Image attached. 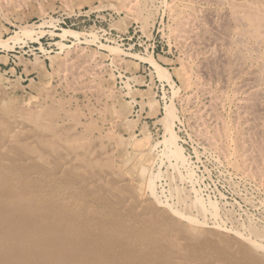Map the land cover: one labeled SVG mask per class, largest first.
I'll use <instances>...</instances> for the list:
<instances>
[{
	"label": "rangeland",
	"instance_id": "374dc122",
	"mask_svg": "<svg viewBox=\"0 0 264 264\" xmlns=\"http://www.w3.org/2000/svg\"><path fill=\"white\" fill-rule=\"evenodd\" d=\"M142 1L0 0V37H14L0 45V105L27 112L61 102L81 122L97 125L91 135L105 137L101 149L138 190L145 163L163 200L232 229L234 237V230L256 229L264 242V75L251 50L258 42L245 34L243 48L234 41L243 32L236 7L246 0ZM30 25L33 39L15 36ZM64 29L71 31L61 38ZM155 61L170 80L158 76ZM252 98L261 103L254 110ZM170 104L186 164L166 155L162 143ZM146 138L154 149L145 157L139 153ZM196 196L216 209L201 212Z\"/></svg>",
	"mask_w": 264,
	"mask_h": 264
},
{
	"label": "bare ground",
	"instance_id": "6f19581e",
	"mask_svg": "<svg viewBox=\"0 0 264 264\" xmlns=\"http://www.w3.org/2000/svg\"><path fill=\"white\" fill-rule=\"evenodd\" d=\"M236 12L243 32L241 40H233L241 41L239 48L246 41L244 34L258 42L251 50L257 52L261 63L257 70L264 75V2L246 0ZM32 26H21L15 36L23 33L33 39ZM69 31L64 29L58 36L66 38ZM12 38L0 37V45L9 46ZM110 49L119 51L114 46ZM152 64L159 77L170 80L165 67L156 61ZM256 102L252 98L248 107L253 109ZM176 111L168 105L162 143L166 155L181 165L186 164V157L173 128ZM96 129V124L81 122L58 101L27 112L0 105V264H264V242L255 236L256 229L250 233L234 230V237L232 229L219 223L209 225L176 208L154 190L145 163L140 168L142 189L138 190L101 149L105 137L91 135ZM142 142L145 150L139 154L146 157L154 148L148 138ZM193 201L201 212L216 209L213 202L207 207L199 196Z\"/></svg>",
	"mask_w": 264,
	"mask_h": 264
}]
</instances>
